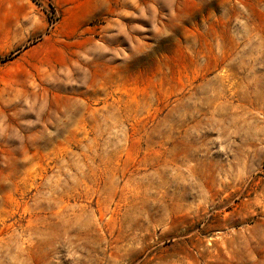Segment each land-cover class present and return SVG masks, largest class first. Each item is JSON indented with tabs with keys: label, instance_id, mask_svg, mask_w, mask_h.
<instances>
[{
	"label": "rangeland",
	"instance_id": "374dc122",
	"mask_svg": "<svg viewBox=\"0 0 264 264\" xmlns=\"http://www.w3.org/2000/svg\"><path fill=\"white\" fill-rule=\"evenodd\" d=\"M0 264H264V0H0Z\"/></svg>",
	"mask_w": 264,
	"mask_h": 264
}]
</instances>
